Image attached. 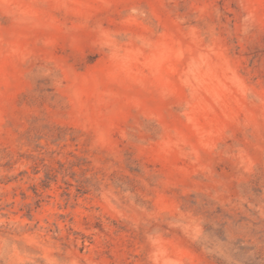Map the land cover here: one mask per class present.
I'll return each instance as SVG.
<instances>
[{
	"label": "rangeland",
	"instance_id": "374dc122",
	"mask_svg": "<svg viewBox=\"0 0 264 264\" xmlns=\"http://www.w3.org/2000/svg\"><path fill=\"white\" fill-rule=\"evenodd\" d=\"M0 264H264V0H0Z\"/></svg>",
	"mask_w": 264,
	"mask_h": 264
}]
</instances>
